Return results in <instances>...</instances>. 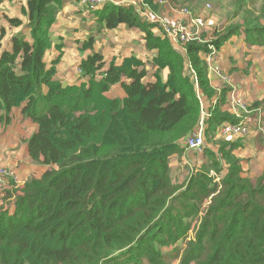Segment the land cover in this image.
Here are the masks:
<instances>
[{"label": "trees", "instance_id": "obj_1", "mask_svg": "<svg viewBox=\"0 0 264 264\" xmlns=\"http://www.w3.org/2000/svg\"><path fill=\"white\" fill-rule=\"evenodd\" d=\"M227 1L237 21L208 41L188 42L185 53L131 6L93 9L109 30L125 25L142 33L156 53V78H146L135 56L103 69L94 52L80 63L88 79L66 86L43 59L65 0H27L26 24L0 14L7 25L29 30L6 38L0 27V122L9 124L13 107L23 105L24 118L37 125L28 155L44 167L21 186L11 178L0 186V264H264V171L246 175L235 153L240 142L219 137L221 126L239 118L231 89L215 94L204 58L233 36L264 47V0ZM86 41L90 47L94 39ZM114 85L122 96L107 95ZM197 88L211 100L203 135L214 147L204 142L195 172L177 185L170 163L197 127Z\"/></svg>", "mask_w": 264, "mask_h": 264}, {"label": "crops", "instance_id": "obj_2", "mask_svg": "<svg viewBox=\"0 0 264 264\" xmlns=\"http://www.w3.org/2000/svg\"><path fill=\"white\" fill-rule=\"evenodd\" d=\"M5 1L1 0L2 3H5ZM126 1L131 2V0ZM8 2L17 5L15 0H8ZM144 2L147 3L145 0ZM84 4L81 0H65L57 15L56 22L51 28L52 47L47 50L43 58L47 68H54V78L60 80L64 86L78 82L75 75L70 71L78 67L80 61L84 60L89 53L91 54L86 50L87 47L84 44V41L90 37H93L94 41V36L106 38V42L109 44H106L107 56L112 57L116 64L122 62V60L116 58V55L127 51H129V55L124 56L125 58L135 56L141 59L145 65L148 63L147 61L156 56L154 50H147L146 41L137 28L119 25L115 29L103 28L100 31V26L98 28H95V26L89 27L93 25L94 20L84 18L89 16L95 8L87 0ZM130 5L132 4L127 6ZM3 26L10 29L7 28V24ZM17 29L16 33L23 28L17 27ZM153 31L160 35L155 30ZM10 35H6V38H9ZM59 46L60 49H58ZM93 48L94 52L101 50V46L99 47L97 43L94 44ZM174 49L181 52L180 49L175 47ZM61 53L62 57H60ZM205 57L207 58L208 69L211 66L219 67L222 75L227 78V84L230 85L223 83L218 75L208 74L207 72L211 86L215 88L228 86L231 89L228 94L229 99L231 97L241 98L247 104V107H252L248 110L249 113L245 115L253 123L248 135L229 140L240 142L241 146L235 153L241 159L246 175L248 174L249 177L258 176L264 171V104L258 106V108H254L253 105L255 102L264 99V47H247L243 35L240 37L233 36ZM57 58H59L58 61L53 64ZM145 67L147 69V79L150 81L155 80L149 74L150 68L147 65ZM166 74L167 70H163V79ZM113 96H122V92ZM209 106H211V103H209L208 108ZM22 107L23 105L13 107L9 124L3 125L0 123V165L12 171L17 184H23L30 176L41 174L44 170L43 166L31 160L28 155L27 140L29 139L27 138L37 130V125L24 118L21 111Z\"/></svg>", "mask_w": 264, "mask_h": 264}, {"label": "rangeland", "instance_id": "obj_3", "mask_svg": "<svg viewBox=\"0 0 264 264\" xmlns=\"http://www.w3.org/2000/svg\"><path fill=\"white\" fill-rule=\"evenodd\" d=\"M26 1L27 0H15V3L17 4L16 6L14 4L13 5L10 4L8 2V0H6L5 3L1 2L0 3V9H2L4 11L1 10L0 13L4 16L9 17V18H16L17 17L20 20H23V24H26L27 20L25 18V15L22 14V12H21V7L24 6ZM81 1L84 4V2L86 0H81ZM117 1H126V0H117ZM185 1L184 0H156V4H157L156 7H155V5L153 6V5L148 4V6H144V9H143V12H144L143 14H144L145 18L148 19L146 21L148 23L154 25L153 30H155L156 32L167 37V39L169 40V43L172 45L173 49L175 47L177 49L184 50L185 49L184 47L186 46L187 43H182L178 40H173L172 36H169L171 38V40L174 42L173 43L170 40V38L167 36V34L168 35H171V34L175 35V33H177L181 28L182 29L184 28L186 31L190 32L191 28L194 27L197 30V32L193 36L190 35L191 38L189 41L194 40V39H198L199 42H204V41H208L209 39L212 38L213 35L211 36V33H213L214 30H215V33H217L218 31L223 30L224 27L229 25L231 22L237 21V18L230 17V13H231V10L233 9V7L229 4V2L227 0H185ZM85 4L87 5V3H85ZM128 4H132L134 6V9L139 7L142 10V8H143V6L140 3V0H131V2ZM260 4H258V5L256 4L257 7H259ZM87 6H89V5H87ZM184 9H187L188 13L184 12ZM254 9H256V8H254ZM198 13H201L202 15L198 14ZM90 15L86 16L84 18V19H90L91 18L92 20H94L93 25H91L89 27L95 26V28H98L101 25L99 28L100 31L103 28H105L103 23L96 21L95 17L92 16L93 15L92 12ZM4 16L0 17V27H3V25L7 24V22H8L7 18ZM97 22L100 23V25ZM163 27H165V29H168V32L167 31L165 32ZM7 28H10V29H6V33L8 36L10 35L11 32L15 33L16 31H18L17 27H13V26L11 27L8 25ZM12 28H14V29H12ZM18 28H20V27H18ZM22 30H24V31L27 30V32L29 31L28 29H24V28ZM202 33H203V36L201 38ZM51 38H52V36L50 37V41L53 40V39L51 40ZM94 38H95L94 44L97 43L99 47L101 46V50H99V51L95 50V51H97L99 54L102 55L103 62L105 63L103 66V69L111 63L116 64L115 60L112 57L107 56L108 51H107L106 44L107 45H109V44L106 42V38L97 37V36H94ZM66 41H71V40H66ZM84 44L87 47L86 50L91 52V54L94 53V48H93L94 44H92V46L88 47L86 40L84 41ZM82 46H84V45H82ZM58 49H60V46L58 47ZM54 51L56 53L55 49H54ZM62 53H61L60 57H62ZM112 53H113V51H112ZM75 54L78 55L77 52H75ZM128 55H129V51H127L126 53H123V54H117L116 58L120 59V61L121 60L123 61L125 59L124 56H128ZM84 60L82 59L80 61V63ZM147 62L148 63H146V65L150 68L149 74H151L152 78L155 79L157 67L153 66L150 61H147ZM80 63L78 64V67H75L74 70L72 69L70 71L73 75H75L76 81H78L77 83H79L81 81H86L88 79V77H85L82 74V72H81V74H78L77 70L78 69L81 70ZM191 69L192 68L190 67L191 77H193V82L196 83L197 80H196L195 73ZM153 70H154V72H153ZM102 73L103 72H101V71L97 72L95 77L99 78V76ZM220 74L222 75L221 72H220ZM147 77L148 76H146V78ZM165 77H167V76H165ZM162 78H163V72H162ZM218 78L221 79L223 83L228 85L226 77L223 79L222 76H218ZM207 79H208V77H207ZM209 83H210V80H209ZM228 86H230V85H228ZM212 88L215 91L216 95H218V94L220 95L222 87L221 88L212 87ZM118 93H121V89L118 85H114L111 87L110 91L107 92V95L111 97L112 95L118 94ZM196 93H197V96L201 95L198 88L196 89ZM210 101L211 100L205 99L202 96L199 100V103L202 106V108H200L201 112L203 113V115L205 117L210 112L208 110V105H209ZM246 113H249V111H246ZM200 119H201V115H200ZM255 119H258V118H255ZM0 123H2V122H0ZM32 123H34V122H32ZM2 124L4 125V123H2ZM252 125H253V123H252ZM29 138H27V139H29ZM232 138L233 137H224L221 139H223V141H229V139H232ZM234 138L239 139L241 137H234ZM27 142H28V140H27ZM204 142H205V145L207 144L208 146L214 147L212 145V142H214L213 139L212 140L205 139ZM171 160L172 161L170 163V177H171L172 182L177 184V185H181V184L184 185L186 183V181L188 180V178L190 177V175L195 172V167H196L195 165L199 164V161L202 160V153H197V152L195 153L193 151L183 149V152L181 154H179L178 156L177 155L173 156ZM210 175L212 177H214L216 180L219 179V177L214 172H211ZM8 180L9 179H6L4 181V183H3L4 186L7 184ZM252 180H255V179L252 178ZM15 185L18 187V186H21L22 184H15ZM194 225H195V222H193V226ZM193 233L194 232L191 230L189 236H192ZM180 245H181V247L185 246L184 244H180ZM178 261H179V259H174L171 264H178Z\"/></svg>", "mask_w": 264, "mask_h": 264}, {"label": "built area", "instance_id": "obj_4", "mask_svg": "<svg viewBox=\"0 0 264 264\" xmlns=\"http://www.w3.org/2000/svg\"><path fill=\"white\" fill-rule=\"evenodd\" d=\"M87 1L95 9H100L105 4H108V3H112L114 5H126V6L129 5L125 1L121 2V1H117V0H115V1L114 0H87ZM140 3L143 6L142 10L139 7L134 9L133 5H130V6L133 7L135 13H137L141 19L146 21L148 19L145 18L144 14H143L144 13L143 9H144V6H148V5L143 0H140ZM184 12L188 13V10L184 9ZM163 29L165 32L166 31L168 32V29H165V27H163ZM178 32L175 33V35H172V34L168 35L167 33L166 34L168 37L172 36L173 40H178L182 43H188V42H190L189 41L191 38L190 35L193 36L197 32V30L194 27H192L191 31L188 32L184 28L183 29L181 28ZM170 40H171V38H170ZM184 51L185 50H181V52L180 51L179 52L185 53ZM77 72H78V74H81L80 69H78ZM220 72L221 71H220L219 67L211 66L208 69V74L214 73L218 76H222V78L224 79L225 77L223 75H221ZM198 98L200 99L201 96L199 95ZM230 103H231V109H232L233 113L239 118V121L235 124L228 123V124L221 126L219 129V137H221V138H224V137H233V138L234 137H244V136L248 135L250 128H251V125H252V121H250V119H248L245 116L247 114L246 111H248L247 110V104L241 98H237V97H231ZM201 108H202V106H201ZM244 113H246V114L244 115ZM205 126H206L205 125V116L202 113L201 119L199 118L196 129L192 133L188 134L184 138V140L182 141L183 147L185 150H190V151L197 152V153L202 152V150L204 148L203 131H204ZM9 178L14 179V180L16 179L15 175H13V173L10 169L0 165V186H3L4 181L6 179H9Z\"/></svg>", "mask_w": 264, "mask_h": 264}]
</instances>
